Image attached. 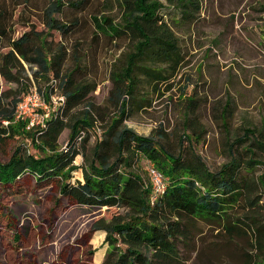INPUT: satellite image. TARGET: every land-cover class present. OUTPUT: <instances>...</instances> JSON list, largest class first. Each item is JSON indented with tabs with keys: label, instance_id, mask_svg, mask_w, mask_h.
<instances>
[{
	"label": "rangeland",
	"instance_id": "rangeland-1",
	"mask_svg": "<svg viewBox=\"0 0 264 264\" xmlns=\"http://www.w3.org/2000/svg\"><path fill=\"white\" fill-rule=\"evenodd\" d=\"M14 1L19 3L11 24L14 38L31 30L49 32L46 12L55 0ZM200 3L202 10L193 21L169 5L162 10L184 58L176 75L154 85L138 71L137 91L119 100L112 74L123 68L134 44L126 34L98 33L93 18L109 16L120 24L126 0H63L55 17L70 24L73 32L63 36L53 30L50 39L67 45L66 70L81 57L82 74L97 84L86 102L64 118L69 126L57 141L60 151H69L72 142L79 152L71 184L84 182V168L95 159L98 143L106 141L105 151L114 153L115 148L107 145L117 133L116 129L110 134L109 129L118 120H122L118 127L154 137L173 155L199 156L214 172L232 156L250 158L246 150L256 140H264V0ZM9 49L7 41L0 40V56ZM3 93L17 103L14 120H1L6 133L0 137V160L8 162L20 147L37 158L51 154L41 137L47 121L61 114L66 105L58 82L31 79L18 85L0 73V95ZM123 100L128 102L124 115ZM86 110L94 127L78 129L72 139V125L83 119ZM256 155L264 163V153L258 148ZM133 168L150 186L154 204L165 194L168 179L145 157H139ZM263 176L264 164H260L250 176L258 182L257 205L250 211L236 208L232 212L234 220L241 218L238 226L227 228L224 220L183 214L176 219L184 230L176 254L160 259L145 253L153 264H258L264 257ZM50 182L42 187L35 177L24 175L15 183L21 193L0 190V264H105L114 247L107 241L108 232L95 226L117 216L128 219L129 209L74 204L60 194L59 178ZM117 247L119 252L126 250L121 241Z\"/></svg>",
	"mask_w": 264,
	"mask_h": 264
},
{
	"label": "trees",
	"instance_id": "trees-1",
	"mask_svg": "<svg viewBox=\"0 0 264 264\" xmlns=\"http://www.w3.org/2000/svg\"><path fill=\"white\" fill-rule=\"evenodd\" d=\"M62 3L63 0H55L46 12L45 23L49 32L31 30L14 38L11 24L19 3L0 0V40L7 41V47H10L0 56L1 75L18 85L23 80L48 84L56 80L66 97L63 112L47 121L41 137L52 153L37 158L23 153L20 147L8 162L0 160V190L7 194L21 193L22 189L15 183L24 175L35 177L42 187L50 186V180L59 178L60 194L74 204L128 208V219L117 216L110 223L101 222L95 226L97 230L108 232L107 241L114 247L105 264H153L145 252H152L160 259L174 256L178 240L184 235L181 222L176 219L183 214L224 220L227 228L238 226L236 222L241 218L234 220L232 212L236 208L250 211L257 205L258 182L252 181L250 176L258 165L264 164L256 159V148L264 153V140H256L246 150L250 158L232 156L230 162L214 172L199 156L186 159L181 154L173 155L154 137L139 135L128 127H118L122 122L118 120L109 129L110 134L116 129L117 133L107 145L115 148L114 153L109 155L105 151L106 141L98 143L95 159L84 168V182L70 183L71 173L76 168L74 158L79 152L72 147V142L69 151H60L57 141L69 126L64 118L86 102L97 84L82 74L81 57L75 58L73 67L66 70L67 45L50 39L53 30L60 31L63 36H70L73 32L70 24L55 17L61 12ZM126 4L120 24L109 16L93 18L98 33L126 34L134 44L123 68L112 74L119 100L137 91L141 80L138 71L142 78L155 85L176 75L183 63L178 38L162 14L166 5L181 12L188 21H193L202 10L200 0H126ZM16 103V99L10 101L5 93L0 95V137L6 133L1 120H14ZM121 106V114H125L128 102L123 100ZM93 127V117L86 110L83 119H76L72 125V139L78 129L90 131ZM110 148L106 147V150ZM139 157L151 160L168 179L165 194L154 204L151 203L150 186L133 168ZM56 204L59 206V201ZM119 241L126 246L124 252H119ZM258 264H264V257Z\"/></svg>",
	"mask_w": 264,
	"mask_h": 264
}]
</instances>
